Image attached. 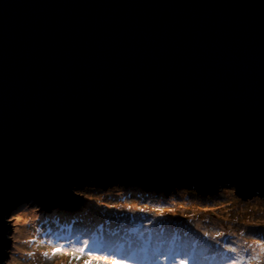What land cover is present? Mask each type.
I'll use <instances>...</instances> for the list:
<instances>
[{
  "label": "water",
  "instance_id": "1",
  "mask_svg": "<svg viewBox=\"0 0 264 264\" xmlns=\"http://www.w3.org/2000/svg\"><path fill=\"white\" fill-rule=\"evenodd\" d=\"M118 183L264 197V0H0V264Z\"/></svg>",
  "mask_w": 264,
  "mask_h": 264
},
{
  "label": "rangeland",
  "instance_id": "2",
  "mask_svg": "<svg viewBox=\"0 0 264 264\" xmlns=\"http://www.w3.org/2000/svg\"><path fill=\"white\" fill-rule=\"evenodd\" d=\"M131 185L146 189L148 192L151 190L137 183L78 187L77 191L83 197L82 202L84 207H80L77 210H69L72 211L71 213H73V216L63 214L62 212H67L65 209L55 208L50 210L39 207L34 204L33 201L17 204L11 212V263L85 264L86 261H90L91 264H104L103 260L97 261L90 257L88 252H92L93 257L113 255L114 252L109 253L103 244L102 241L107 243L105 240H109L107 244H112L111 249L114 248L113 244L114 246L117 244L119 247L118 250L130 253L129 257L133 259L139 257H153L156 254H160L158 251L165 249L163 242H152L150 239L149 241L142 239L147 245H144L143 248H138L137 246L139 243H135L136 239H131L128 229L125 226L122 232L119 231L120 225L117 221L121 218L128 217L130 212L135 213L137 218L134 219L133 222L135 223H132L134 227L131 228H139L136 220L140 219V216L136 213H150L149 216L151 218L155 217L158 214L156 210L152 211L146 208L143 203H140L146 202L149 198L164 201L167 197H170L172 202H174L175 198H178L177 205H175L176 208L171 206L168 207V209L174 211L172 215L177 213V211L182 212L180 207H186L187 209L184 208L185 210H183V213L189 215L191 219L189 221L187 218H183L182 222H192L195 225L207 227L211 226L213 230H215L214 224L217 220L222 224L220 227L228 225V228H231L232 225L234 233L235 231L242 232L241 223H245V221L252 222L253 224L256 223V230L260 232L261 246L264 248V197L260 195H254L251 198L243 199L237 194L234 187L226 186L219 188L215 193L204 194L203 197H205V199L201 196L197 203L195 199L189 197L190 194L187 192L193 188L178 186L170 192L163 191L165 192L164 194L161 193L162 190H158L157 193H150V197H147L148 199L137 196L136 193L131 191L123 192L122 195H120L121 199H119V201L109 199L110 197L108 194H116L119 186H126L128 188ZM214 195H216V197H214ZM208 196L211 197L206 199ZM214 213L216 214L215 217L218 218L217 220L213 217ZM166 215H169V213L164 214V216ZM142 218L143 216L141 219ZM98 219L104 220L102 221V225L98 224ZM95 220H97V222L92 226L91 224ZM204 220L214 223H212V225L207 224L204 223ZM215 225L218 226L217 224ZM153 229L154 227H147L146 230L142 232L144 234L141 235L140 233V236L150 238ZM135 231L137 232V230ZM218 231L221 230L219 229ZM244 232L245 231H243V233ZM119 239H122V243H120L121 241ZM84 241H88V249L84 253H81L79 249L82 247ZM57 248H62V251L53 254L54 249ZM253 251L255 252V250ZM237 252L239 251L237 250ZM206 254L207 256L209 255L208 252H206ZM191 255L193 254H190V256ZM258 255L260 258L258 259L260 260L259 264H264V250L263 253H258ZM159 256H162V254ZM201 256V263L204 264L205 256ZM76 257H80V259H76ZM119 258L123 260V257ZM245 259H247V256ZM166 261L167 258L162 259V263ZM192 262L199 263L197 258L192 259ZM253 262L257 264V260L254 259ZM209 263L210 260L208 259L205 264ZM185 264H189V262Z\"/></svg>",
  "mask_w": 264,
  "mask_h": 264
},
{
  "label": "trees",
  "instance_id": "3",
  "mask_svg": "<svg viewBox=\"0 0 264 264\" xmlns=\"http://www.w3.org/2000/svg\"><path fill=\"white\" fill-rule=\"evenodd\" d=\"M119 184V183H118ZM122 184V183H120ZM151 189L149 192L146 189H143L141 187L137 186H129L128 188L126 186H119L116 194H108L109 199L117 200L119 201L120 195H122L123 192H134L137 196H142L144 199H148L147 197H150V193H157L158 190H155V188H148ZM191 198L195 199L196 202L200 200L201 196L203 197L204 194H201L197 192L195 189H191L190 191H187ZM165 193V192H161ZM199 193V194H198ZM151 194V195H152ZM201 194V195H200ZM211 196L206 197L209 198ZM216 197V195H214ZM205 199V197H203ZM242 198V197H241ZM244 199V198H243ZM179 199L175 198L174 202L170 199V197H167L164 201L158 200V199H148L146 202H140L143 203V205L146 208H149L152 211H157L158 214L155 217H150V213H144L138 212L137 215L140 216V219L136 220L138 222L139 228H131L134 227L132 223L136 217L135 213H129V216L126 218H121L120 220H117L119 223V231L122 232L125 226L128 229V233L131 237V239H136L135 243L138 244V248H143L144 245L146 246L145 242L142 239H146L147 241L152 242H163L165 245L164 250H159L158 253L162 254V256H159L160 254H154L153 257H146V258H131L129 257L130 253H127V257H123V260L125 263L128 264H180L181 261L189 262V264H202L201 259L202 256H205L204 264L210 260L209 264H233V260H238L239 264H249V261H251V264H254V259L258 260L259 254L263 253L264 248L261 246V238H260V232L256 230L257 224L245 221V223H241V230L242 232H237L233 230V226L231 225V228H228V225H223L217 220L218 218L215 217L216 214H213V217L216 218L218 226L214 224L215 230L212 229V227L207 226H201V225H195L192 222H182L183 218H187L189 221L191 217L189 215H185L183 213V210L187 209L186 207H180L182 209V212L177 211V213L174 212L171 209H168L169 206L176 208L175 205H177V201ZM145 201V200H144ZM139 202V201H138ZM139 203V204H140ZM176 203V204H175ZM65 209V208H60ZM210 209V208H209ZM67 211L66 213L62 212L63 214H68L73 216L71 213L72 211H69V209H65ZM143 211V210H142ZM163 213V214H161ZM169 213V215L164 216V214ZM148 214V215H147ZM171 214V215H170ZM143 218L141 219V217ZM147 216V217H146ZM120 218V217H119ZM133 218V220H132ZM249 218V217H248ZM250 219V218H249ZM102 221L98 219V224L102 225ZM200 221V220H199ZM97 220H95L91 225L93 226ZM113 224L112 222H110ZM204 223L211 224L214 222L205 221ZM117 224V223H116ZM189 224V225H188ZM229 224V223H228ZM147 227H154L152 230V234L150 238H144L140 236L143 235L142 233L144 230H146ZM221 231H218V230ZM137 230V232L135 231ZM243 231H245L243 233ZM223 234V235H219ZM239 236V237H238ZM252 237V238H251ZM251 238V239H249ZM120 241L122 239H119ZM107 243L109 240H105ZM105 245L107 251L109 253L115 252L119 249V247L114 246L113 249H111L112 244H107L106 242L102 241ZM264 242V241H263ZM122 243V241L120 242ZM100 248V245H99ZM236 249L235 252L230 251V249ZM237 250L239 252H237ZM255 250V252L253 251ZM206 252L209 253L207 256ZM190 254H193L190 256ZM247 256V259H245ZM167 258V261L165 263H162V259ZM197 258L199 263L192 262V259ZM118 259H121L118 257ZM122 260V259H121ZM230 261V262H228ZM260 261V260H259Z\"/></svg>",
  "mask_w": 264,
  "mask_h": 264
},
{
  "label": "snow or ice",
  "instance_id": "4",
  "mask_svg": "<svg viewBox=\"0 0 264 264\" xmlns=\"http://www.w3.org/2000/svg\"><path fill=\"white\" fill-rule=\"evenodd\" d=\"M161 214H163V213H161ZM219 235H222V234H219ZM87 249H88V241H84L83 245H82V247H80L79 251L81 253H84ZM59 251H62V248L54 249V253L53 254H55V252H59ZM230 251L235 252L236 249L233 248V249H230ZM45 255H47V254H45ZM88 255L90 257L96 259L97 261L103 260L104 264H125V261H123L121 259H118L117 257L126 256L127 253H125L124 251H121V250H117L111 256L105 255V256H102V257L101 256L93 257L92 252H88ZM76 259H80V257H76ZM85 264H91V262L90 261H86ZM180 264H185V262L181 261ZM233 264H239V261L238 260H233ZM249 264H251V261H249ZM257 264H259V260H257Z\"/></svg>",
  "mask_w": 264,
  "mask_h": 264
}]
</instances>
